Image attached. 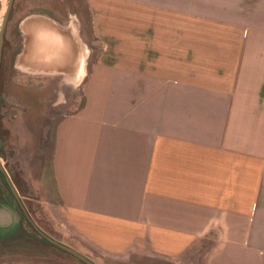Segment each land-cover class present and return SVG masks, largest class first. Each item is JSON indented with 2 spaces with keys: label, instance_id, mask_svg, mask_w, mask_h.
<instances>
[{
  "label": "crops",
  "instance_id": "0c3cea01",
  "mask_svg": "<svg viewBox=\"0 0 264 264\" xmlns=\"http://www.w3.org/2000/svg\"><path fill=\"white\" fill-rule=\"evenodd\" d=\"M79 2L14 0L1 65L27 111L56 76L83 95L40 172L61 225L123 264H264V0H83L87 23Z\"/></svg>",
  "mask_w": 264,
  "mask_h": 264
},
{
  "label": "rangeland",
  "instance_id": "374dc122",
  "mask_svg": "<svg viewBox=\"0 0 264 264\" xmlns=\"http://www.w3.org/2000/svg\"><path fill=\"white\" fill-rule=\"evenodd\" d=\"M79 1L80 13L87 23L88 14L84 2L83 0ZM8 2L9 0H0V31ZM89 45L90 48L92 47L91 52L97 48L96 43L90 42ZM9 62L7 60L5 66H1L3 74L1 75L0 119L7 138L4 140V156H1V162L11 179L10 172L21 177L19 181L23 194L19 193L31 218L26 214V218L22 219L21 217L20 224L22 225L18 224L15 229L7 231V233L6 230L2 232L0 235V261L25 260L40 264H90L74 252L65 251V247L62 248L63 246L49 238L50 241L43 239L41 236L44 234H41L42 232L38 229L40 228L55 239L89 256L98 264H123L121 259H110L98 250L81 244L75 236H72L69 229L61 225V220L56 215L57 204L48 200L49 197H55V192L52 190L50 193L47 184L44 185V181L40 177L42 165L49 164L50 161L54 121L63 114L73 112L80 107L83 101L81 90L63 82L61 76H56L52 79L55 82L51 83L57 89L54 92L52 103L27 111L4 89L7 85ZM13 72L9 75L10 79L13 77ZM13 78L16 82H33L38 85H43V82L46 81H42V78L37 81V77H25L23 74ZM15 186L17 187L16 184ZM18 191L20 190L18 189ZM9 192L10 194L14 193L11 185ZM15 206L21 216L22 206L19 207L17 201ZM36 230L38 236L35 235ZM81 246H85L86 251L78 248ZM200 254V250L192 248L188 250V259L185 255L176 258V260L180 259L181 264L187 262L188 264H198Z\"/></svg>",
  "mask_w": 264,
  "mask_h": 264
},
{
  "label": "water",
  "instance_id": "95a60500",
  "mask_svg": "<svg viewBox=\"0 0 264 264\" xmlns=\"http://www.w3.org/2000/svg\"><path fill=\"white\" fill-rule=\"evenodd\" d=\"M14 0H9L4 16H3V20H2V24H1V31H0V72H1V65H2V57H3V49H4V37H5V29H6V25H7V21H8V16L10 13V9L11 6L13 4ZM0 145H1V119H0ZM0 167L2 168V170L4 171L12 189L14 190L18 201L20 203V205L22 206L23 210L25 211V213L30 217V214L25 206V203L21 197V194L19 193L18 189L16 188L14 182L12 181L10 175L7 173L6 169L4 168L2 162H1V152H0ZM40 230V232H42V234H44L46 237H48L50 240L60 244L61 246L71 250L72 252H74L75 254H77L78 256H80L81 258H83L84 260H86L87 262H89L90 264H98L96 261H94L93 259H91L89 256L83 254L82 252L72 248L71 246L65 244L62 241H59L57 239H55L54 237L50 236L49 234H47L46 232L42 231L40 228H38Z\"/></svg>",
  "mask_w": 264,
  "mask_h": 264
},
{
  "label": "trees",
  "instance_id": "16d2710c",
  "mask_svg": "<svg viewBox=\"0 0 264 264\" xmlns=\"http://www.w3.org/2000/svg\"><path fill=\"white\" fill-rule=\"evenodd\" d=\"M2 75V73L0 72V103H1V76ZM0 116H1V113H0ZM4 135H5V131L3 130V128H2V123H1V145H0V149H1V156H4ZM11 173V176H12V180L14 181V183L17 185V187H18V189L20 190V192L22 193L23 191H22V188H21V184H20V179H21V177L19 176V175H17V174H14V173H12V172H10ZM6 189H10V185H9V182H8V179H7V177H6V175H5V173L3 172V170L0 168V203H2V201H6ZM23 194V193H22ZM17 204H18V206L19 207H21L20 206V203H19V201L17 200ZM21 217H22V219L23 218H26V213H25V211L23 210V209H21ZM21 222H22V220H21ZM30 222V221H29ZM31 223V222H30ZM20 225H22V224H20ZM25 231V230H24ZM27 231V230H26ZM36 232V233H35ZM34 233H35V235L36 236H38V231L36 230ZM42 234V233H41ZM41 237H43V239H45V240H47V241H50L49 239H48V237H46L45 235H43V236H41ZM62 248H64V247H62ZM64 250L65 251H69L70 253H73L72 251H70V250H67L66 248H64Z\"/></svg>",
  "mask_w": 264,
  "mask_h": 264
},
{
  "label": "bare ground",
  "instance_id": "6f19581e",
  "mask_svg": "<svg viewBox=\"0 0 264 264\" xmlns=\"http://www.w3.org/2000/svg\"><path fill=\"white\" fill-rule=\"evenodd\" d=\"M41 17V16H40ZM29 18V17H28ZM34 18V17H33ZM27 19V18H26ZM29 19H31V18H29ZM35 19V18H34ZM42 19V18H41ZM46 19H48V18H45V20ZM38 20V19H37ZM29 22H31V21H29ZM44 22V21H43ZM46 22V21H45ZM44 22V23H45ZM47 22H48V20H47ZM50 22V21H49ZM48 22V23H49ZM26 23V22H25ZM53 24H55L54 22H53ZM73 24V23H72ZM52 25V24H51ZM26 26V25H25ZM27 26H28V23H27ZM74 26V25H73ZM45 27H47V25H46V23H45ZM50 27V26H49ZM29 28V27H28ZM50 28H52V27H50ZM58 28H60V27H58ZM63 28V27H62ZM70 28H72V27H70ZM48 29V28H47ZM61 29V28H60ZM76 29V28H75ZM78 29V28H77ZM29 30V29H28ZM27 29H26V31H28ZM63 30V29H62ZM68 30H70V29H68ZM68 32V31H67ZM70 32H71V30H70ZM77 32V31H76ZM27 34V33H26ZM29 34V33H28ZM66 34V33H65ZM77 34V33H76ZM72 35H74V34H72ZM26 36H30V35H26ZM64 36V35H63ZM67 36V35H66ZM65 37V36H64ZM72 37V36H71ZM52 38V37H51ZM70 39V38H69ZM28 40H29V37H28ZM74 40H75V37H74ZM78 41V40H77ZM76 41V42H77ZM72 42V41H71ZM80 42V41H79ZM78 45V44H77ZM28 48V47H27ZM77 48V47H76ZM82 48V47H81ZM75 50V49H74ZM73 53H74V51H73ZM79 53V52H78ZM86 53V52H85ZM84 54V53H83ZM72 55V54H71ZM75 55V54H74ZM23 56V55H22ZM69 56V55H68ZM66 57H67V55H66ZM71 57V56H70ZM78 57H79V55H78ZM87 57V56H86ZM20 58H21V56H20ZM69 60V59H68ZM20 61H23V60H20ZM25 61V60H24ZM44 62V61H43ZM78 62V61H77ZM76 62V63H77ZM46 63V61L43 63V64H45ZM42 64V63H41ZM74 64H75V62H74ZM48 65H50V64H48ZM20 66H22V64L20 65ZM28 66V65H27ZM27 66H25V67H27ZM74 65L72 64V67H73ZM25 67H21L22 69H28V67L27 68H25ZM47 67V66H46ZM33 68H35L34 66H33ZM48 68V67H47ZM59 68V67H58ZM29 69H30V67H29ZM37 69V68H36ZM35 69V70H36ZM45 69V68H44ZM66 69H68V70H71V69H69V68H66ZM75 68H73V70H74ZM68 70H66V71H68ZM72 71V70H71ZM86 71V70H85ZM48 72V71H47Z\"/></svg>",
  "mask_w": 264,
  "mask_h": 264
}]
</instances>
